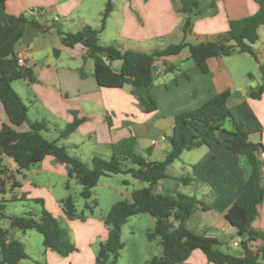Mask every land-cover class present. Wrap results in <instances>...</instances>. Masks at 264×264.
I'll use <instances>...</instances> for the list:
<instances>
[{"label": "crops", "instance_id": "obj_1", "mask_svg": "<svg viewBox=\"0 0 264 264\" xmlns=\"http://www.w3.org/2000/svg\"><path fill=\"white\" fill-rule=\"evenodd\" d=\"M112 2L114 11L105 31L101 34L102 45L107 44L109 39L113 46L124 52L133 50L153 53L170 45L179 44L183 40L184 16L179 11L180 0H112ZM106 3L107 0L7 2V12L10 15L25 16L45 25L43 29L28 26L16 48V54L26 56L25 67L33 69L37 78L34 83L28 80L13 83L14 91L28 108L31 122H44L48 128L45 134L56 132L59 135L75 119L85 120L69 139L59 142L61 146L66 147L70 155L74 154L73 156L82 162L84 158L92 162L96 156L109 159L112 146L130 138L136 139L137 149L148 161H163L171 148L169 137L174 132L176 115L196 110L218 93L230 89L228 107L235 110L244 121L250 133V141L264 147V92L259 100L253 99L250 95V92H257L264 82L260 71V66H264V27L259 30V41L254 46L257 60L245 54L256 61L261 79L256 78L254 71L247 70L250 82L240 85L224 62L225 57L211 60L209 63L211 71L204 74L196 67L189 50L184 49L177 56L162 58L156 62L152 93L158 109L156 112L146 113L143 103L133 92L131 85L121 89L99 86L94 76L95 64L89 58L88 50L82 45L66 47L57 29L52 28L53 22L60 23L64 32L75 33L86 25L100 28L101 15ZM258 11L259 5L256 0H218L215 14L207 12L195 17L192 33L187 41L192 44L213 41L229 31L230 21L255 15ZM111 25H116V30L109 34ZM121 66V61L112 64L116 71H119ZM5 125L11 126L19 133L31 130L29 124L21 126L11 124L0 101V131ZM225 129L230 131L231 126ZM231 139L229 133L223 132L219 134V144L214 148L201 147L183 153L169 168V178L159 183L155 193L176 192L171 185L180 183L177 178L182 176L181 172H184L185 176H191L197 180L198 185L196 188L188 187L193 191L190 196H196L210 209L196 211L187 222L188 229L201 236L218 239L222 244V239L230 236V245L241 250L240 245L235 246V243H239L237 230L225 218L244 190L246 179V171L240 157L230 149ZM261 160L264 163V150ZM4 164L13 175L6 185L4 194L6 197L0 203L1 212L4 210L0 214V227L7 230L8 241H19L27 250L28 244L41 239L36 236L35 230L21 231L11 226L12 218L29 214L9 209L5 203L10 200H33L36 203L42 201L39 204L43 206V210L53 214L54 218L61 216L57 220L68 231L70 237V232L73 234L71 228H74L70 227V223L74 220H69L64 209L57 203L71 196L68 191L72 182L78 184L75 179L69 178L67 167L57 163L51 156L24 173L18 172L17 164L9 157L4 158ZM133 181L135 180L132 177L125 178L128 186L133 185ZM14 183L19 187L13 189ZM59 184L63 187V195L57 198L55 192ZM147 186L144 185L140 189ZM132 193H125L126 200H131ZM44 196L50 197L52 207H49ZM30 214L39 218L34 212ZM3 221L9 224V227H3ZM87 222L88 219L82 223ZM155 222L151 217L149 232L153 231ZM102 225L97 226L101 234L95 238L87 228H84L85 235L90 236V245L98 242L97 238L100 244L107 241L108 229L105 223L102 222ZM253 226L264 233V202L259 208V216ZM90 227L92 230L95 229V226ZM152 243L157 250L154 256L148 257V261L163 253L159 239L153 240ZM260 245L262 242L255 244ZM73 255L74 253L67 258H60V255L44 247V250L40 251V260L43 264H73L69 260ZM242 255L241 250L238 256ZM92 256L89 264H95L94 252ZM78 264L85 263L79 260ZM183 264L212 263L201 250H196Z\"/></svg>", "mask_w": 264, "mask_h": 264}, {"label": "trees", "instance_id": "obj_2", "mask_svg": "<svg viewBox=\"0 0 264 264\" xmlns=\"http://www.w3.org/2000/svg\"><path fill=\"white\" fill-rule=\"evenodd\" d=\"M8 1L0 0V101L11 124H29L31 130L19 133L5 125L0 131V194L6 193V185L13 178L11 170L4 164L5 157L14 160L19 173L30 170L48 156L53 157L57 163L67 167L69 178L75 179L82 186L80 196L86 201L92 198V190L102 177L130 175L134 180L148 186L133 191L131 200L119 201L111 207L104 221L108 229V239L100 244L95 264L118 263L120 252L124 249L122 229L131 218L142 214H148L155 219V227L148 232V239H159L163 250L161 256L151 258L147 264H183L196 250H201L212 264H264V233L253 226L264 202V163L261 160L264 147L250 141V133L244 121L235 110L228 107L231 90L225 89L196 110L176 115L174 132L169 137L171 148L163 161H148L137 149L136 139L130 138L112 146L109 159L94 157L92 168H89L80 159L72 157L66 147L58 145L59 141L46 139L47 124L30 121L27 106L13 89L15 81H37L33 69L18 64L16 48L28 26L43 29L45 25L25 16L10 15L7 12ZM217 1L180 0L179 11L184 16L183 40L153 53L133 50L124 52L116 46L101 44V34L114 11L112 0H107L101 15L100 28L86 25L75 33L64 32L58 22H53L52 28L57 29L66 47L82 45L88 50L89 58L95 64L94 76L99 86L121 89L131 85L133 92L143 103L144 111L153 113L158 109L152 91L156 62L159 59L177 56L184 49H188L196 67L204 74L210 73L209 63L213 59L249 54L257 60L254 46L259 41V30L264 27V0H256L259 5L258 13L230 21L229 31L215 40L197 44L187 41L192 33L195 17L207 12L215 14ZM117 61L122 62L119 71L112 67ZM260 71L264 81V66H260ZM263 92L264 82L257 92H250V95L259 100ZM84 121L75 119L60 132L59 140L69 139ZM227 123L231 126L230 131L225 129ZM223 132L232 136L231 151L240 157L242 163L244 159L245 165L249 167L244 190L225 215L226 220L237 230L242 256L226 253L219 249L222 243L218 239L201 236L188 229L187 222L196 211L210 209L196 196L178 192L155 193L159 183L169 178V168L183 153L201 147L214 148L219 144V134ZM177 180L186 187L196 188L198 185L197 180L190 176H181ZM18 187L16 183L12 186L13 189ZM62 204L69 220H85V216L78 215L72 196L63 200ZM11 226L21 231L35 230L42 235L43 246L61 257H68L77 251L68 231L45 210H42L38 219L33 214L12 218ZM258 242H262V245L255 246ZM0 250V264H19L28 259L24 244L19 241L9 242L7 230L1 227Z\"/></svg>", "mask_w": 264, "mask_h": 264}, {"label": "rangeland", "instance_id": "obj_3", "mask_svg": "<svg viewBox=\"0 0 264 264\" xmlns=\"http://www.w3.org/2000/svg\"><path fill=\"white\" fill-rule=\"evenodd\" d=\"M114 4V3H113ZM110 33L116 30V25L110 26ZM195 41V39H193ZM107 44L103 45H113L108 39ZM178 43V41L176 42ZM196 43V42H195ZM149 51V50H146ZM224 62L229 67L233 73L234 79L240 85L250 82V79L247 74V70H252L256 74L257 79H261L260 73L257 71V63L254 59H251L245 54H236L232 57H225ZM225 127H229V123ZM46 139L50 141H63L59 140V135L56 132L51 134H45ZM57 142L58 145L61 144ZM72 154L71 156H73ZM84 163L89 168H92V162L88 158H84ZM243 167L248 171L249 167L245 165V160L243 159ZM176 175V174H175ZM182 176H185L184 172H181ZM131 178L130 175H112L108 177H102L98 185L92 190V198L89 201L83 200L80 196L82 188L76 183H71V188L69 189L70 195L74 198L76 202V208L79 216H85V221L88 222L82 223L83 220L77 218L70 223V227L73 230V234L70 232V240L75 245L77 251L74 253L71 262L78 264L79 260L83 261L85 264H89L92 253L94 252L97 256L100 247V240L97 238L95 244L90 245L89 237L85 235L84 228H87L88 232H91V236L94 238L101 234L97 226L104 223L112 205L119 201L126 200L125 193H131L134 190L140 189L142 186L147 185L140 181H133L134 184L128 186L125 182V178ZM191 177V176H190ZM171 187L175 189L178 193H183L190 195L192 189L182 185L181 183H172ZM61 194L63 195V187L59 184L55 192V197L60 198ZM10 195V194H9ZM8 197L10 198V196ZM6 196L0 194V203L2 199ZM47 199L49 207H52L51 199L49 196H44ZM7 203V204H6ZM5 203L9 209H15L18 213H36L40 214L43 210V206L39 203H36L33 200H19V201H7ZM59 206L63 209L62 202H58ZM45 204V202H44ZM87 204L89 208H87ZM36 209V211H34ZM4 211V210H3ZM2 211V212H3ZM53 215V214H52ZM55 217V216H54ZM61 216H56V219H60ZM150 219L151 216L148 214H143L138 216L133 220H129L128 223L122 229V241L124 243V249L120 252V258L117 264H147L148 257L154 256L157 248L153 245L152 241L148 239V232L150 229ZM90 226H95V229L92 230ZM3 227H9V224L3 221ZM103 228V225L102 227ZM36 236L40 237V241L36 240L35 243L27 245V254L29 259L23 261L22 264H43L40 260V251L44 250L42 236L38 233H35ZM223 244L219 247L222 251L226 253L233 254L238 256L240 254V249L230 245L231 238L230 236L222 239ZM40 248V249H39ZM60 258H67L61 257Z\"/></svg>", "mask_w": 264, "mask_h": 264}, {"label": "built area", "instance_id": "obj_4", "mask_svg": "<svg viewBox=\"0 0 264 264\" xmlns=\"http://www.w3.org/2000/svg\"><path fill=\"white\" fill-rule=\"evenodd\" d=\"M17 60H18V64L20 66H26V56H24L23 54L21 53H18L17 54ZM235 246H239V243H235Z\"/></svg>", "mask_w": 264, "mask_h": 264}]
</instances>
